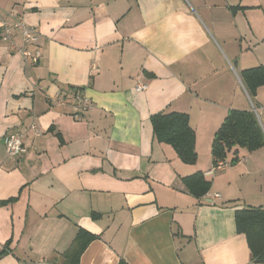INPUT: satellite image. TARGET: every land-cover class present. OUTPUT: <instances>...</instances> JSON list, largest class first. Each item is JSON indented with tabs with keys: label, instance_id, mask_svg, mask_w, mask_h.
<instances>
[{
	"label": "crops",
	"instance_id": "obj_1",
	"mask_svg": "<svg viewBox=\"0 0 264 264\" xmlns=\"http://www.w3.org/2000/svg\"><path fill=\"white\" fill-rule=\"evenodd\" d=\"M0 10L38 31L41 52L25 58L0 37V200L16 197L0 205V264H63L79 228L97 235L79 264H264L234 220L264 207V145L233 147L225 159L236 150L238 162L222 169L211 153L229 110L251 109L240 72L264 66V0H0ZM79 87L92 107L77 119L60 97ZM253 100L264 131V84ZM172 111L188 116L194 163L154 137L150 116ZM16 131L25 151L10 157L2 136ZM196 171L209 181L200 197L182 182Z\"/></svg>",
	"mask_w": 264,
	"mask_h": 264
},
{
	"label": "trees",
	"instance_id": "obj_2",
	"mask_svg": "<svg viewBox=\"0 0 264 264\" xmlns=\"http://www.w3.org/2000/svg\"><path fill=\"white\" fill-rule=\"evenodd\" d=\"M240 77L253 101L257 87L264 84V66L259 65L243 69L240 72ZM150 121L154 137L158 141L170 144L183 162L194 163L196 161L195 133L189 125L187 114L177 111L158 112L150 116ZM263 145L264 131L252 109H231L213 135L211 141L213 162L215 159H225L233 147L251 151ZM237 160L238 156H236L235 150L230 163H236ZM182 182L184 188L195 197L202 196L209 189V181L205 179L201 171L184 176ZM15 198L0 200V205ZM98 215L96 212L91 213L92 218ZM234 220L237 233L245 235L253 260L264 261V207L245 206L237 209L234 212ZM96 237V234L79 228L62 253V263L79 264L82 252ZM5 251H0V256Z\"/></svg>",
	"mask_w": 264,
	"mask_h": 264
},
{
	"label": "built area",
	"instance_id": "obj_3",
	"mask_svg": "<svg viewBox=\"0 0 264 264\" xmlns=\"http://www.w3.org/2000/svg\"><path fill=\"white\" fill-rule=\"evenodd\" d=\"M4 15V17H3ZM16 30L21 37V45L17 46L13 42L12 31ZM0 37L10 43L9 48L12 52H18L25 58L36 59L40 57V50L36 46L38 45L39 33L38 31L28 25L20 15L15 14L12 10L1 11L0 10ZM34 46V50L31 47ZM147 87L145 83L138 82L135 85V90L140 92ZM61 103H69L74 110L73 116L80 119L83 113L92 107L90 98L83 93L79 88L70 96L60 97ZM255 113L258 121V113L255 108H251ZM2 142L5 148L7 156L13 157L24 153L25 147L23 144V134L19 131L5 133L2 136ZM238 160L236 161V163ZM230 162L226 159H215L212 165V169H222ZM211 196V195H210ZM218 194H214L213 197H218Z\"/></svg>",
	"mask_w": 264,
	"mask_h": 264
},
{
	"label": "rangeland",
	"instance_id": "obj_4",
	"mask_svg": "<svg viewBox=\"0 0 264 264\" xmlns=\"http://www.w3.org/2000/svg\"><path fill=\"white\" fill-rule=\"evenodd\" d=\"M250 108H255V110L257 111L258 113V117L260 119H262V113H261V110L259 109V107L256 105V103L254 102V100H250Z\"/></svg>",
	"mask_w": 264,
	"mask_h": 264
}]
</instances>
